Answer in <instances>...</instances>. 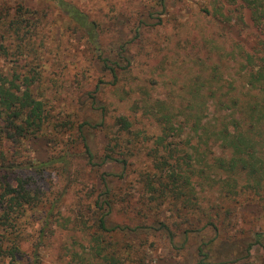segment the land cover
Listing matches in <instances>:
<instances>
[{"label": "trees", "instance_id": "16d2710c", "mask_svg": "<svg viewBox=\"0 0 264 264\" xmlns=\"http://www.w3.org/2000/svg\"><path fill=\"white\" fill-rule=\"evenodd\" d=\"M46 1L56 5L82 35L96 54L95 60L112 75L111 85L122 95L129 91L138 94L130 114L114 115L110 104L102 103L99 97L100 84L94 92H88L91 107L101 114V121L92 127L105 128L107 143L104 155H99L85 135L91 127L85 121L76 128L83 153L93 166L113 163L123 170L120 174L103 173L104 189L87 208L81 207L88 211L94 244L88 252H73L66 264H93V260L103 264L134 262L136 249L120 245L115 237L117 227H109L116 211L109 185L111 176H135L142 209L160 222L158 227H125L136 235L146 227L154 231L164 228L179 252L192 247L200 232L211 236L193 244L197 253L194 264H227L246 259L255 245L264 249V232H255L253 238H248L245 255L222 259L221 246L228 245L234 237L223 235L220 228L230 214L225 207L229 201L257 203L264 208V55L240 49L243 60L237 84L214 71L203 72L194 75L179 91L171 89L166 97L153 98L147 86H133L130 82L133 63L127 57L128 41L117 43L107 37L102 24L71 0ZM241 1L250 10L253 23L262 27L264 0ZM18 11L21 17L32 12L24 7ZM21 17L11 23L2 22L6 32L12 30L17 35L10 45H0V55L16 52L20 58L26 52L28 57L21 65L25 72L0 69V264H16L19 260L20 245L5 233L45 196L41 188L33 186L32 176H27L32 173L28 172H40L49 166H63L65 172H70L67 153L40 163L23 160L17 164L4 150L5 142H9L7 149L18 152L17 147L25 139L44 133L52 119L45 100L33 88L43 75L29 60L35 54V29L25 25L26 31L21 34L25 21ZM175 92L180 95L179 101H175ZM137 150L143 153L142 161L137 159ZM208 192L216 194V201L205 206L202 195ZM181 229L182 240L176 235Z\"/></svg>", "mask_w": 264, "mask_h": 264}, {"label": "rangeland", "instance_id": "374dc122", "mask_svg": "<svg viewBox=\"0 0 264 264\" xmlns=\"http://www.w3.org/2000/svg\"><path fill=\"white\" fill-rule=\"evenodd\" d=\"M71 1L98 20L107 37H113L117 43L129 42L127 57L133 63L130 82L133 86H147L153 98L162 99L171 89L179 91L194 75L203 72L214 71L224 80L232 78L237 84L243 60L240 49L244 53L264 55V24L258 27L253 23L250 10L241 0ZM20 7L30 9L31 14L19 16ZM20 17L25 19L21 34L26 31L25 25L35 29V54L30 53L29 60L43 75L33 88L45 100L52 119L44 133L25 139L17 147L18 152L14 151L16 155L7 149L9 142H5L4 150L16 159L17 164L23 160L40 163L67 153L70 172H65L63 166L28 172L32 173L27 176H32L33 186L41 188L45 196L38 206L27 209L17 219L16 226L5 235L20 245L16 264H66L71 261L73 252H88L94 244L90 239L93 229L89 226L88 211L81 210V207L87 208L104 189L103 173L120 174L123 170L113 163L93 166L83 153L76 128L85 121L91 123V127L87 125L89 129L85 135L99 155H104L107 143L105 128L92 127L101 121V114L91 107L88 92H94L100 84L99 97L102 103L110 104L114 115L130 114L138 94L129 91V94L122 95L111 85L112 75L95 60V53L82 35L56 5L46 0H0V45H10L17 35L12 30L6 32L2 22L7 20L11 23ZM18 57L16 52L7 56L1 53L0 69L25 72L21 65L28 58L26 52ZM175 93V101H179L180 95ZM137 153V159L142 161L143 153L138 150ZM109 185L116 207L109 227H117L115 237L120 245L128 244L136 249L134 262L123 260L121 264L196 262L193 244L211 236L200 232L192 247L179 252L164 228L154 231L146 227L136 235L125 227L160 226V222L154 221L153 215L140 205L141 194L136 177L111 176ZM215 196L211 192L204 193L203 205L216 201ZM225 207L230 209V214L226 225L220 226L221 233L234 237L228 245L221 246L222 259L228 260L245 255L249 239L255 232H264V208L257 203L235 204L232 201ZM225 215L223 213L222 217ZM176 235L182 240L183 230ZM93 264L103 263L93 260ZM227 264H264V249L255 245L246 259Z\"/></svg>", "mask_w": 264, "mask_h": 264}]
</instances>
